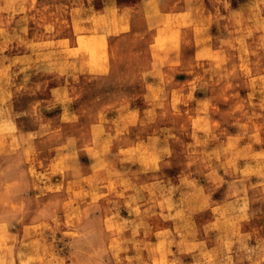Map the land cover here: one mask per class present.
Wrapping results in <instances>:
<instances>
[{
    "label": "rangeland",
    "instance_id": "rangeland-1",
    "mask_svg": "<svg viewBox=\"0 0 264 264\" xmlns=\"http://www.w3.org/2000/svg\"><path fill=\"white\" fill-rule=\"evenodd\" d=\"M0 264H264V0H0Z\"/></svg>",
    "mask_w": 264,
    "mask_h": 264
},
{
    "label": "bare ground",
    "instance_id": "bare-ground-1",
    "mask_svg": "<svg viewBox=\"0 0 264 264\" xmlns=\"http://www.w3.org/2000/svg\"><path fill=\"white\" fill-rule=\"evenodd\" d=\"M179 226V225H178Z\"/></svg>",
    "mask_w": 264,
    "mask_h": 264
}]
</instances>
